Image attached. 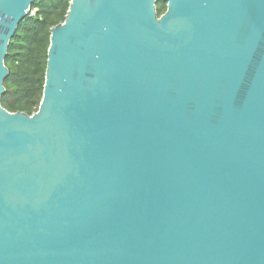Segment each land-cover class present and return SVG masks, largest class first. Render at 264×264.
Returning <instances> with one entry per match:
<instances>
[{
    "label": "water",
    "instance_id": "obj_1",
    "mask_svg": "<svg viewBox=\"0 0 264 264\" xmlns=\"http://www.w3.org/2000/svg\"><path fill=\"white\" fill-rule=\"evenodd\" d=\"M35 1L0 0V264H264V0H70L27 115Z\"/></svg>",
    "mask_w": 264,
    "mask_h": 264
},
{
    "label": "trees",
    "instance_id": "obj_2",
    "mask_svg": "<svg viewBox=\"0 0 264 264\" xmlns=\"http://www.w3.org/2000/svg\"><path fill=\"white\" fill-rule=\"evenodd\" d=\"M70 0H36L9 42L4 64L8 76L1 106L32 115L38 110L45 82L50 29L64 21ZM158 14L166 5L156 4Z\"/></svg>",
    "mask_w": 264,
    "mask_h": 264
}]
</instances>
